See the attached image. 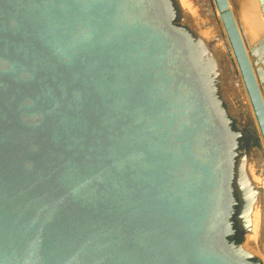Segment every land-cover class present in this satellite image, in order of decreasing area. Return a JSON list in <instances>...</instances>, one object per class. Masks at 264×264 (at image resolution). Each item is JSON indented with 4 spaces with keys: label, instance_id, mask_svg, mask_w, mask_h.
I'll return each mask as SVG.
<instances>
[{
    "label": "water",
    "instance_id": "1",
    "mask_svg": "<svg viewBox=\"0 0 264 264\" xmlns=\"http://www.w3.org/2000/svg\"><path fill=\"white\" fill-rule=\"evenodd\" d=\"M214 2L264 143L255 70ZM212 45L177 0H0V264H261L234 237L247 131Z\"/></svg>",
    "mask_w": 264,
    "mask_h": 264
},
{
    "label": "bare ground",
    "instance_id": "2",
    "mask_svg": "<svg viewBox=\"0 0 264 264\" xmlns=\"http://www.w3.org/2000/svg\"><path fill=\"white\" fill-rule=\"evenodd\" d=\"M177 1L179 3L181 12L183 14L184 21L187 22L188 24H190V26L195 30L197 35L204 40H210V39L217 40V39H219V37H222L223 41L226 42V46H227V49L229 50V53L231 54L232 58L234 59V55H233V52L230 48V44L228 41L226 31H225L224 26L222 24L221 10H219L216 7L214 0H197V2L199 3V6H197V8H195V13L190 10L186 0H177ZM228 2H229V8L233 12L235 20L239 26V30L241 32L243 42H244L245 47L247 49V52L249 54V58L251 61L252 60L255 61V59L252 58L253 55L251 54V52L253 54H255L254 51L259 52L261 50V48L264 49V47H263L264 43H261V40H259L257 38V36L259 37L261 35L264 39V36H263L264 35V4H261L259 2V0L257 3V0H256V5H253V4L251 5V3H250V6H252V7L249 8L245 13V8L243 10V7L241 6V1H239V0H228ZM203 21H205L204 24H202ZM262 37H259V38H262ZM249 44H252V46H253L252 51H249V48H248ZM214 50L215 51L217 50L216 53L218 54V60H219L220 59L219 55H222V53H221L222 51L220 50V47H219V49L215 48ZM215 56H216V54H214L213 57L215 58L216 62L218 63L217 57H215ZM260 58H261V60L264 58L263 52L260 54ZM261 60L259 61L260 64H261ZM254 61H252L251 63H253ZM256 62H257V60H256ZM256 62H254L253 64H256ZM253 68H254V66H253ZM254 70H255V68H254ZM262 72H263L262 77L264 78V71L262 70ZM257 79H258V77H257ZM223 91L225 93V96L230 101H232V99L230 98V95L227 91V88L224 89ZM261 93H262V96L264 99L263 89L261 90ZM231 105H232V110L237 111V109L235 107V103H233ZM259 136H260V134H259ZM260 140H261L260 142H261L262 150H264V143L262 141L261 136H260ZM251 156L252 157H250V159L246 162H244V160H240L241 168H242L241 174L244 175L245 177L250 175L249 169L246 170V168H245L246 166H248V168H249V166H251V168H253V167H256L259 162H262L261 158H259L257 153L252 152ZM260 177H261V184L264 186V169L263 168L261 170V176ZM262 191H264V189H262ZM263 197H264V194H263ZM244 215H245V217L247 216V214H245V212H244ZM261 219H262V214H261L260 208L258 205H256L255 208L253 209V212H252V230L250 233H248V235L245 239L244 247L247 249L257 250L258 247L255 243L256 239L254 240V237L256 236L255 233L257 231H259L261 233V238H260L259 243H258L259 249L257 251L264 258V220H261Z\"/></svg>",
    "mask_w": 264,
    "mask_h": 264
},
{
    "label": "rangeland",
    "instance_id": "3",
    "mask_svg": "<svg viewBox=\"0 0 264 264\" xmlns=\"http://www.w3.org/2000/svg\"><path fill=\"white\" fill-rule=\"evenodd\" d=\"M239 1H241V6L243 7V10L245 8V13L249 8L252 7V6H250V3H251V5L252 4L256 5V0H239ZM186 2L188 3L190 10L195 13V8H197V6H199V3L197 2V0H186ZM257 3H258V0H257ZM204 22L205 21H203L202 24H204ZM259 37H262V36L260 35ZM259 37L257 36V38L262 41L263 37L262 38H259ZM211 40L213 41L212 50L215 52V53L214 52H212V53L216 54L215 57H217V61H218V63H217V69L218 70L217 71L219 73L218 74L219 78L223 84L222 88H223V90L227 88V91H228L232 101H233L234 95L236 97H238L237 101L232 102V101L227 100V102L229 101L228 102V108H229L230 112L232 113L231 115L233 117V121L237 125V128L239 126L243 127V125H246V126L248 125L247 135H249V132L251 133L250 134L251 136L249 138L253 142L251 147H245V142L247 141V139H239L240 146H241V147H239V155H240L239 158H241L242 153H245L246 161H248L250 159V157H252L251 156L252 152L257 153V155L262 160V162H260V163H262L261 168L264 169V150H262V146H261V142H260L261 141L260 136L258 135L256 125L254 124V118H253V115L251 114L252 112L249 109L250 108L249 101L247 99L245 92L243 91L244 90L243 86H241L242 82L240 79V74H239L237 65L235 63V60L232 58L231 54L229 53V50L227 49V46H226V42L223 41L222 37H219V39H217V40L210 39V40H206V41H211ZM219 47H220V50L222 51L221 52L222 55H219L220 59L218 60V54L216 53L217 50L215 51L214 49L215 48L219 49ZM252 47H253L252 44H249V47H248L249 51H252ZM262 52L264 54L263 48H261V50L259 52L254 51L255 54H253L252 52H251V54L254 56V57L252 56V58L255 59V61L254 60H252V61L256 62V60H257V62H258V63L256 62V64H253L254 63L253 62L252 65L255 68V74L257 73L256 76L258 75L257 77H258L259 86H260L261 90L263 89V91H264V78L262 77V73H263L262 70L264 71V68L262 67V63L261 64L259 63V61L262 58V57L260 58V54ZM230 80L233 83V85L228 84ZM233 103H235V107H236L237 111L232 110L231 104H233ZM255 146H257V148L260 150V152L256 151L254 149ZM253 168L251 169V166H249V169L251 170V171H249V173H251L255 176V175H257L256 174L257 169H253Z\"/></svg>",
    "mask_w": 264,
    "mask_h": 264
},
{
    "label": "flooded vegetation",
    "instance_id": "4",
    "mask_svg": "<svg viewBox=\"0 0 264 264\" xmlns=\"http://www.w3.org/2000/svg\"><path fill=\"white\" fill-rule=\"evenodd\" d=\"M234 129H237L235 126H233ZM248 131V125H243V130H242V134L244 135V132ZM251 133L249 132V135H245V137H247V141L245 142V147L248 146V147H251L252 146V140H250V135ZM240 139V138H239ZM240 147V145H239ZM260 158V157H259ZM262 163H258V165L256 167H254L253 169H257L256 171V174L257 175H253L250 173L249 176L245 177L244 175H242V168H241V162H239V173H240V176H241V179H242V182L239 183V185L241 186L240 188V191L242 193H248L249 196H250V206L252 207V210H251V213L249 214V216L247 215L245 217L244 213L242 214V216L240 217V220L238 218H234V229H235V234H234V237L237 241L239 242H243V245L245 243V239L248 235V233L251 232L252 230V212H253V209L255 208L256 205L259 206L260 208V211H261V214H262V219L261 220H264V197H263V194H264V191H262V189H264V186L261 184V170H262ZM246 170H248V166L245 167ZM252 169V168H251ZM241 170V171H240ZM249 171H251L249 169ZM243 176V177H242ZM235 197H236V201H237V205L235 206V209H236V212L238 213V211H240V199H239V194L238 192L235 190ZM249 196H248V199H249ZM247 199V201H248ZM247 207V205H246ZM242 225L243 227L245 226H249V229L248 231L246 232V230H243L241 228ZM256 236L254 237V240H255V243L257 245V250L259 249V240L261 238V233L259 231H257L256 233ZM247 249V248H246ZM248 251H251V253H253V256L255 258H258L261 262V264H264V258L258 253L257 250H252V249H247ZM256 251V252H255Z\"/></svg>",
    "mask_w": 264,
    "mask_h": 264
}]
</instances>
